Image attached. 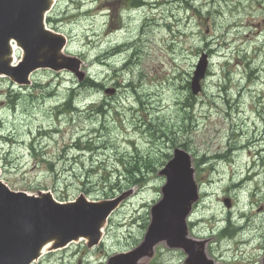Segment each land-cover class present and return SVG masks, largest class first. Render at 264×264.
Segmentation results:
<instances>
[{
	"label": "rangeland",
	"instance_id": "rangeland-1",
	"mask_svg": "<svg viewBox=\"0 0 264 264\" xmlns=\"http://www.w3.org/2000/svg\"><path fill=\"white\" fill-rule=\"evenodd\" d=\"M146 2L145 8L129 10L122 0H58L49 26L68 38L66 54L82 60L88 77L118 92L108 98L103 88H81L67 71L38 72L23 88L0 79V124L9 139L0 142L1 177L14 190H49L63 201L82 192L95 201L115 197L121 193L104 187L103 176L111 174L114 181L112 170L120 160L135 159L137 152L156 159L173 156L175 147L171 149L163 132L150 130L155 124L193 157L202 192L192 219L194 236L213 234H204L201 223L212 215L227 216L222 203L226 197L233 200L238 226L244 223L238 222L239 216L246 215L252 231L264 228V210L256 209L264 207V191L256 196L250 184L232 190L233 182L248 173L257 151L264 157V0ZM131 51H137L132 62ZM203 51L211 52L210 74L204 93L191 106L185 85ZM73 89L75 112L64 103ZM105 101L110 104L107 110ZM95 105L102 106L101 114L92 110ZM186 107L193 110L187 112ZM124 181L110 185L129 189ZM164 185L157 172L149 175L146 188L136 189L110 222L107 248L87 253L84 261L101 264L113 254L134 249L143 240L151 206L161 199ZM231 245L223 248L224 257H233L236 246L229 249ZM259 245L247 244L238 254L257 256ZM165 246L156 250L159 264H184L183 252ZM80 248L72 245L70 252L47 255L38 264H78L72 253ZM214 249L221 254L217 244Z\"/></svg>",
	"mask_w": 264,
	"mask_h": 264
},
{
	"label": "water",
	"instance_id": "water-1",
	"mask_svg": "<svg viewBox=\"0 0 264 264\" xmlns=\"http://www.w3.org/2000/svg\"><path fill=\"white\" fill-rule=\"evenodd\" d=\"M0 57H3L4 54L8 51V43L9 38L11 36H15V34L21 33L20 29H23L25 21H29V28L26 29L25 35L28 32L34 31L35 29L38 32L42 33V23L40 24V14L38 11L44 6V3L40 1L37 5L33 4L32 0H29V6H27V0H0ZM11 32V33H9ZM23 39V37L21 36ZM30 51V47H28ZM1 60V59H0ZM30 60V59H29ZM202 64H206V57L202 59ZM191 172L185 171V178L188 180L190 179ZM1 205L0 209L2 208V204L4 202L3 195H0ZM8 206L17 207V204L14 200H10L8 202ZM17 216V214L15 215ZM104 214L103 211L97 210L95 211V223L94 226H98L100 221L102 220ZM38 220L42 221L45 226H47L45 220L38 215L36 217ZM60 226V225H59ZM76 228V226L74 225ZM68 230H66L65 226H60L58 231H53L52 234L57 236L64 235ZM49 227L46 228L44 234H49ZM36 244L32 241H25L22 243L21 251L25 254L34 253L36 250ZM20 249V247H19ZM18 249H15L14 252H18Z\"/></svg>",
	"mask_w": 264,
	"mask_h": 264
},
{
	"label": "bare ground",
	"instance_id": "bare-ground-1",
	"mask_svg": "<svg viewBox=\"0 0 264 264\" xmlns=\"http://www.w3.org/2000/svg\"><path fill=\"white\" fill-rule=\"evenodd\" d=\"M18 59H17V53H16V47H14V62H17ZM45 253H46V250H45Z\"/></svg>",
	"mask_w": 264,
	"mask_h": 264
}]
</instances>
